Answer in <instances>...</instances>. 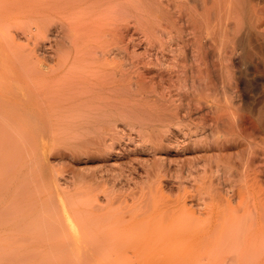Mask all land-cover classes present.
<instances>
[{"label": "rangeland", "instance_id": "rangeland-1", "mask_svg": "<svg viewBox=\"0 0 264 264\" xmlns=\"http://www.w3.org/2000/svg\"><path fill=\"white\" fill-rule=\"evenodd\" d=\"M116 1L121 0H37L38 5L32 4L41 11H20L22 22L9 33L5 31V36H12L13 42L17 40L13 54L19 129L14 142L18 148L12 155L0 156L3 171L13 161L14 166L17 164L6 174L0 169V207L2 203L8 207H4L5 212L3 207L0 209L4 212L0 213V223H4L0 224V264H264V234H260L261 238L257 235L262 241L257 233L251 234L252 241L242 235L241 246L237 242L239 233L234 234L238 232L237 224L242 223L239 228L243 231L251 226L248 232L242 231L247 235L256 226L246 220L240 222V216L244 217L247 211L225 205H208L210 210L207 204H196L191 198L193 175L186 172L189 164L184 160L191 159L194 145L178 139L171 106V61L181 58L172 22L178 21L179 12L183 15L180 18L185 19V4L177 3L178 0L176 5L174 0H125L124 7V1ZM42 3L49 6L44 4L48 10ZM163 14L166 19H162L166 16ZM185 32V40L194 34ZM1 33L0 39L5 40ZM95 34L98 38H91ZM196 34L192 37L200 40L205 49L207 35L201 40ZM21 64L30 70H23ZM149 75L154 82L165 78L162 94L147 86L153 83L145 81ZM76 76L100 83L79 88L74 86ZM70 78L75 80L70 87L60 84ZM145 82V88L141 87ZM227 222L233 226L237 223L227 232ZM232 229L235 240L225 237ZM8 251L12 253L9 255Z\"/></svg>", "mask_w": 264, "mask_h": 264}, {"label": "bare ground", "instance_id": "bare-ground-1", "mask_svg": "<svg viewBox=\"0 0 264 264\" xmlns=\"http://www.w3.org/2000/svg\"><path fill=\"white\" fill-rule=\"evenodd\" d=\"M121 1L122 2L124 1V3H125L129 0H127V1L121 0ZM121 1H118V3H122ZM143 1H145V0H143ZM174 1H173V3H174ZM176 1H175V5H176ZM110 2L112 3L113 1H110ZM181 2L185 4V5H182V7L185 6V10H186V12L184 11L185 12L184 13L185 19L184 20L181 19L180 17L183 15L180 16L179 15L180 12H179V14H177L178 12L175 9V11L177 12L176 16L180 20H182L183 22L180 21L179 19H178V21L175 20V22H172V24L174 23L172 28L174 29V27H175V29H176L175 32L177 33V36H176L177 39H175L177 42V44H175V45L178 46L176 48H178L177 51L179 52V53L177 52V54L181 55V58L179 59V61H171V62H174V65H173L174 66V68H173L174 74L172 73L174 75L173 76V78H174V80H173L174 90L172 89L174 91V96H173L174 102L171 105L170 103H172V101H170L169 105L174 107V109H173L170 106L172 108V112L174 110L172 120H174V122L178 126V128H177L178 139H180L181 141L186 140V142L188 144L192 145V147L194 145V147L192 148L193 153H191L192 154L191 159L187 157L188 160L187 159L184 160V161H187L186 163L189 164L188 167H186V169L188 168L186 170V172L190 173V177H191V175H193L192 179L189 178V179L193 180L192 185L190 184L191 182L189 183V181H191V180L188 181L189 185H191L190 187L192 188L191 193H193L191 198L192 197L194 198L196 204L197 203L202 204V205L207 204V208L209 207L208 205H215V206L216 205L217 206L225 205V207L226 206L234 207V208L239 207L240 209L242 208L243 210L247 211L246 213H243L244 217L242 215L240 216L242 218H240L239 220H240V222H243L242 220H246V222H248L247 224L250 225V223H252L251 224L252 226L254 224L256 225L254 228H252L251 233H249L250 237H248L249 234L247 235V233L246 234H244V233H245V231L248 232V230H250L251 226L247 225L248 226L247 230L243 231L244 228L243 229L239 228V227H241V228L243 227V225H241L242 223L239 224L240 226L238 224L236 225L237 222L233 223L234 226L231 225L232 222L228 224V222H230V221H228L227 224L224 223L225 226L230 225L226 229L227 232H228V229H230L229 227L233 226V228H234L236 225L235 230L238 229V232L234 233V231H233L234 229H232V232H230L231 231V229H230V231H229L230 234H227L225 237L228 239L230 237V238L235 240V238L237 237L235 235H237L239 233V235L237 237L238 238L237 242H239L238 246H241L240 242H243L242 238H244L242 235L245 236L246 241H252V240H254L253 239L254 237H251V234L253 235L254 233H257L256 237L258 239H259V236L261 233L264 234V226H263L264 225V0H178L177 3H181ZM32 3H34V5H36L37 0H0V32H2L1 34H2L3 38L6 37L5 40L0 39V156H2V154L4 156L5 154L6 155H12V153H14V150L17 147V146L15 147L16 143L14 144V142H16L15 141V139H16L15 135H16L17 130L19 129L18 118H17L18 109L16 107V105H17L16 104V94L17 93H16V88H15V80L17 77L16 68H15L16 62H14L15 61V55H14L15 53L13 54V51H14L13 49L15 47L14 42L16 43L17 40L13 42L12 36H5L6 35L5 31H7L9 33L12 29H15L16 27H18L17 25L20 22H22L20 17H19V15L21 13L20 11L25 10V11H28L29 14L31 13V10H35L32 12H36V9H34V8L38 9L37 12H39V10L41 11L39 6H37V7L33 6ZM111 3H109V4H111ZM114 3H115V0H114ZM116 3H117V1H116ZM163 3H165V0ZM42 4L44 5L45 3H42ZM117 4H113V5H117ZM181 4L180 5L178 4V5L181 6ZM124 5L126 6L127 3L123 4V6ZM137 5H139V4H137ZM147 5H146V7H147ZM109 6L116 8L115 6H111V5H109ZM118 6H120V5H118ZM140 6H137V7H140ZM157 6H158V4H157ZM45 7H44V9H45ZM47 7L49 8V6H47ZM47 7H46V10H48ZM71 7H72V5H71ZM182 7H181V9H182ZM106 8H107V6H106ZM114 8H111V10ZM160 8H162V6ZM123 9L124 8L122 7V10ZM104 10H105V8H104ZM170 11H172V10H170ZM108 13L111 14V12H109V11H108ZM141 13H142V11H141ZM152 14H151V16H153ZM163 15H166V14H163ZM118 16L119 15H117V17ZM121 16H122V14H121ZM166 17H167V15L165 16V18H162V19H166ZM170 18H172V17H170ZM107 19H109V18H107ZM162 19L160 21H162ZM148 20H147V22H148ZM23 21L25 22V20H23ZM149 21H151V20H149ZM164 21H166V20H164ZM168 21L170 22V20H168ZM157 24L158 23H156V25ZM163 24L167 25L170 23L164 22ZM146 27L148 28V26H146ZM156 27H155V30L156 29L158 30L160 28V27L159 28H156ZM162 28H163V25L160 29H162ZM164 30H166V29H164ZM185 31L190 32V34L192 32L194 34H196L195 31L203 33V35H200L201 38H200V36H197V34H196L198 39L200 38L201 40L204 36L207 35L206 37H204L205 40L207 38V40L204 43L206 45L203 44V41L201 42L204 45V47L206 46L205 49H202L201 44H200V40H199V42L197 40H194V38L192 36H195V35L193 33H192L193 35L188 36L190 38H187L185 36L187 38L185 40V38L183 36ZM202 31H204V32H202ZM169 32H171V31H169ZM197 37H195V39ZM91 38H98V36L95 34V36H93ZM159 39H161V38H159ZM169 42H167V43H169ZM176 42H174V43H176ZM190 42L191 43L193 42L194 45H189V44H191ZM195 43L197 45L199 43V45L196 46ZM171 46L169 49H171ZM188 46H190V47L187 48ZM194 46H196L198 53L195 52L196 48ZM191 47H193L194 49H191ZM176 48H174V50ZM150 49H151V47H150ZM200 49L202 51L204 50V52L200 51ZM170 51L173 52L172 50H170ZM170 51H168V52H170ZM201 52L203 53V55L201 54ZM22 53H23V51H22ZM25 56H26V54H25ZM161 57H162V55H161ZM163 57H165V56H163ZM168 57H170V56H168ZM203 58H204V60H203ZM165 61H167V60L165 59ZM160 62H162V61H160ZM103 63H104L103 65H105V62H103ZM23 64H24V61H23ZM23 64H21L22 69L23 70H25L24 68L28 69L26 66L24 67ZM109 64L112 65V63H108V65ZM78 67L80 68L81 66H78ZM95 67H93V69ZM132 67H134V66H132ZM158 68H160V67H158ZM164 68H162V69H164ZM90 69H92V68H90ZM28 70H30V69H28ZM67 71H69V70H67ZM71 71H73V70L71 69ZM87 71L85 73H88ZM91 71L89 73H92ZM109 71H107V74ZM83 72H84V70H83ZM99 72H100V70H99ZM99 72L95 71L96 74ZM111 72L112 71H110L109 74H112ZM138 72H140V71H138ZM166 72H168V71H166ZM103 73H106V72L104 71ZM168 73H170V72H168ZM71 74H72V72H71ZM74 74H76V73H74ZM107 74L105 76L103 74L102 75H103V77H106ZM61 75H62V73H61ZM80 75H81V73H80ZM159 75H161V74H159ZM72 76H73V74H72ZM136 76H137V74H136ZM157 76H158V73H157ZM163 76H165V75H163ZM99 77H100V75H99ZM118 77H120V76H118ZM71 78H70V81H67V83L65 81L64 84H63V82L60 84H62L63 87L67 86V84H68L70 87L71 86L70 84H74V82H75V80L72 81ZM100 78L102 79V77H100ZM146 78H148L145 80L146 82L153 80L150 75L146 76ZM58 79H59V77H57V80ZM75 79H77L76 80L77 83L80 82L79 84L75 83L76 85H74V86H76V87L77 86L78 87L83 86V85L85 87L86 86L90 87L89 85H92L93 83L95 84V81L93 83L90 82L92 80L89 81L90 78L87 79L86 77L83 78L80 76H76ZM110 79H112V78H108V80H110ZM169 79H170V77H169ZM163 80H162V77H160L155 82L152 81L153 83L151 85H150V82L148 85L146 84V82H145V84L142 83L143 85H141V87L145 88L144 85H147L150 87V90H152V92H158L159 94H162L161 91L163 89L162 87L164 86L163 83L165 84V82H163ZM102 81H104V80H102ZM141 81H143V79ZM98 83H100V82H96V84H98ZM171 83H172V81H171ZM25 85H26V83H25ZM101 86H103V84H101ZM137 86H139V85H137ZM131 87H133V86H131ZM52 88H54V87H52ZM56 88H58V87H56ZM94 88H92V89H94ZM128 88H129V86H128ZM165 88H166V86L164 87V89ZM165 90L168 91V89H165ZM148 92H151V91H148ZM85 93H87V92H85ZM145 94H147V93H145ZM147 99H149V97ZM164 99H166V98H164ZM24 102H25V100H24ZM146 102H148V101H146ZM148 103H146V104H148ZM155 106L157 107V104ZM166 106H165V108L167 109L168 106L167 107ZM161 108L163 109V105L161 106ZM161 108H159V109H161ZM167 110H169V107ZM169 111H171V109ZM160 113H161V111H160ZM166 113L168 114L170 112L167 111ZM161 114H163V113H161ZM155 115H157V112ZM165 116L161 117V119L164 118ZM170 116H172V115H168L167 117H170ZM146 117H145V119H146ZM150 117H152V115ZM167 117H166V119H167ZM152 120H153V118H152ZM158 120H160V119H158ZM163 120L165 121V118L162 119V121ZM169 120H171V119H169ZM162 128H164V127H162ZM22 132H24V131H22ZM21 135H23V134L21 133ZM157 138L159 139V137H157ZM173 138H175V137H173ZM175 139H177V138H175ZM17 145H18V143H17ZM21 148H23V147H21ZM21 148H19V149H21ZM19 153L21 154V152H19ZM16 154H17V152H16ZM16 154H14V155H16ZM178 156H180V155L178 154ZM13 159L15 160L16 158L13 157ZM2 160H4V159H2ZM179 160H180V162H182L181 157ZM4 162H5V160H4ZM13 164H14V161H13ZM13 164H11V165L14 166ZM182 165H183V163H182ZM15 166H14V168H15ZM11 167L10 168L7 167L8 171H11L10 170ZM7 169L5 167V170H4L5 173L4 174L7 173V171H6ZM176 169L177 168H175V170ZM4 171L2 170V173ZM181 174H183V173H181ZM177 176L178 175H176V177ZM187 177H189V176H187ZM7 178H8V176L6 177V179ZM182 178H183V176H182ZM183 179H185V178H183ZM183 179H181V180H183ZM187 179H185V180H187ZM6 182H8V181H6ZM20 184L18 186L16 184H13V185H16V187H19V186H21ZM181 184H182V182H181ZM11 186H12V184H11ZM21 187H23V186H21ZM182 187H184V190H186L185 186H182ZM182 187H181V189H182ZM16 190H17V188L15 189V191ZM186 191H188V190H186ZM21 196H22V194H21ZM25 201H27V200H25ZM183 203H181V204H183ZM187 203H189V202H187ZM191 203H193V202L191 201ZM4 204H6V202ZM5 206H3V203H2L3 208L4 207L8 208L7 205H5ZM26 206H28V205H26ZM2 207H0V209ZM30 207H31V205H30ZM199 207H200V205H198V208ZM5 208H4V212H5ZM21 209H23V207H21ZM28 209H30V208H28ZM208 209H210V208H208ZM231 210H232V208H231ZM0 211H1L0 213L2 214L3 211L2 210H0ZM8 212H10V211H6V213H8ZM206 213L204 214V216L206 215ZM233 215H235V214H233ZM220 216L221 215H219L218 218ZM234 217L232 218L233 220L235 219ZM218 218H217V220H218ZM225 218L223 220H226ZM12 219H14V217ZM12 219H10V220H12ZM228 220H229V218H228ZM261 220H262V222H261ZM5 221H7V220H5ZM220 221H221V219L219 218V222ZM219 222L217 221V223H219ZM205 223H207V220L205 221ZM214 223H216V221ZM0 224L4 225V223L3 224L0 223ZM257 225H259V227ZM215 226L216 227L214 229H217V225H215ZM226 231L224 228L225 233H226ZM242 231L244 233H242ZM211 232L212 231H210L211 237H214V236H212L213 232H212V234H211ZM231 233H234L235 235L231 234ZM206 235H204V236H206ZM230 235H232V236L234 235L235 238H234V236L232 237ZM257 235H259V236H257ZM4 236H6V235H4ZM217 236L220 237V234ZM222 236H223V238H225L224 235H222ZM78 238H80V237H78ZM260 238H261V236H260ZM78 240L82 241L81 239H78ZM259 240L262 241L261 239H259ZM263 242H264V239H263ZM9 245H10V243H9ZM260 246L263 248L262 244H260L259 247ZM262 248L261 249L259 248L260 251L263 250ZM256 249H257V247H256ZM259 249H257V250H259ZM3 253L6 254V252H3ZM8 253H9V251H8ZM11 253H9V255ZM0 255H1V253H0Z\"/></svg>", "mask_w": 264, "mask_h": 264}]
</instances>
